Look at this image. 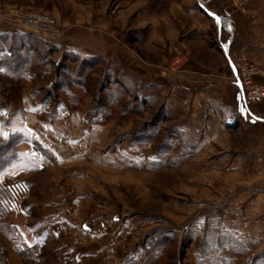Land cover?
<instances>
[{
  "label": "rangeland",
  "instance_id": "1",
  "mask_svg": "<svg viewBox=\"0 0 264 264\" xmlns=\"http://www.w3.org/2000/svg\"><path fill=\"white\" fill-rule=\"evenodd\" d=\"M225 2L247 19L230 74L207 49L216 21L195 18L193 27L161 0H0V132L9 134L0 135V198L2 219L16 227L8 264H264L253 212L244 217L264 175L252 159L239 169L251 128L188 142L173 108L189 91L175 100L160 85L188 84L195 51L224 85L241 90L234 65H253L264 84V0ZM161 7L181 33L200 30L204 44L170 52L174 31L161 39ZM31 12L50 15L60 35L24 28ZM28 243L36 255L24 263L15 249Z\"/></svg>",
  "mask_w": 264,
  "mask_h": 264
},
{
  "label": "crops",
  "instance_id": "2",
  "mask_svg": "<svg viewBox=\"0 0 264 264\" xmlns=\"http://www.w3.org/2000/svg\"><path fill=\"white\" fill-rule=\"evenodd\" d=\"M206 1L207 0H196V4H194V6L190 5L182 7L179 0H161V5L169 3L171 7L180 9L190 20L194 18L193 27H196V19H198L201 24H204V22H207V19L210 18L211 20H215V17L212 14L216 15L217 12L215 9H207L205 6ZM215 1L219 3L230 15L231 30L229 29V26L223 30L221 23H217L215 20V27L217 28L215 35L216 45H212L211 48L208 47L207 49L211 55L218 58L222 57L225 60L227 65L226 71L230 74L232 71V55H230L232 53V44L235 39L242 34V31L245 32L247 19L240 14L236 15L233 11L227 10L225 0ZM211 11H213V13ZM171 14V11L161 7V39H164L165 43L167 42L168 38L165 33L167 28L174 31L173 38L169 42V49H171L169 51L175 53L176 51L178 52L182 50V48H185L186 46L194 48L197 44L200 48V44H204L205 41V39L202 38L200 30H193V33L191 34L190 31L186 34L181 33V31L175 26L177 24L176 20L170 18ZM163 15L165 16L164 18ZM191 28L192 26L190 29ZM177 29L179 32H177ZM225 45H227V48H225ZM74 51H76V53ZM68 53L80 55L84 58L93 57L92 53L86 50L71 49ZM192 56L195 59L194 61L197 64V67H195V69L191 68V73L194 75L193 78L189 77L188 84L186 83V85L182 84L178 87L174 86V88H172L173 86L171 84L165 82V80H167L166 78H163V81H161L163 83L160 84L163 93H168V88L170 91L175 93V100H178V97H182L183 93L189 91L190 97L188 103H182L181 100H179L176 105L177 107L174 106L175 108H173V117L179 121L178 127L181 128V132L185 140L191 143L205 141L211 139L220 132L223 134L225 129L233 130L235 128H239V130H242L243 128L245 131H248L247 128L249 127L251 129L248 133L251 134L253 139H251V144L239 153L240 158L243 159V162H241L242 166H240L239 169H246L249 163L246 160L252 159L255 163L253 167L259 171L261 176L264 175V103H246L241 90L237 86L236 88H233L231 85H224L223 80L214 76V74H217V68L214 66L211 69L208 68L207 65L204 64L206 60L203 58L204 56L200 57L196 51ZM204 69L207 73L210 72L213 75L203 76L201 73ZM182 77H184V75ZM176 95L178 96L176 97ZM172 98L173 97L171 96L168 97L169 100H172ZM185 101H187V99ZM182 107H186V109H183ZM242 108L244 111L241 110ZM198 128L200 129L198 130ZM195 130L197 131V135H199V132L200 136H204V138L202 137L197 140L194 135ZM244 141L248 143L250 142L247 138L246 140L244 139ZM248 204L251 206L245 211L244 217L247 218L245 223L249 222L248 218L250 214L248 213L253 212L255 218L253 223L257 224L256 229H254L256 230L254 238L264 239V193L257 195ZM243 232H245L244 229Z\"/></svg>",
  "mask_w": 264,
  "mask_h": 264
},
{
  "label": "built area",
  "instance_id": "3",
  "mask_svg": "<svg viewBox=\"0 0 264 264\" xmlns=\"http://www.w3.org/2000/svg\"><path fill=\"white\" fill-rule=\"evenodd\" d=\"M235 4L236 6H242L241 3L238 4V0H235ZM23 27L49 38H57L60 35L55 20L45 13H29ZM233 70L234 82L241 88L246 103L253 104L264 99V84H260L255 80V75L259 73L256 67L252 65L250 68H244L234 65Z\"/></svg>",
  "mask_w": 264,
  "mask_h": 264
},
{
  "label": "trees",
  "instance_id": "4",
  "mask_svg": "<svg viewBox=\"0 0 264 264\" xmlns=\"http://www.w3.org/2000/svg\"><path fill=\"white\" fill-rule=\"evenodd\" d=\"M207 9H215L217 14L221 17V25L223 27V30L231 25L230 15L227 13V11L215 0H207L206 5ZM7 189L0 188V196L3 194L6 195L5 191ZM6 196L3 198H0V264H8L6 259L7 254V246L6 241H11L12 239L7 236L8 232L15 231L16 227L11 225L7 220L2 219L3 215L5 214L3 212V209L1 208V204L6 200ZM36 248L37 246H31L28 245H21L16 247V252L19 254L20 257H22L24 263L29 260V257L32 255H36Z\"/></svg>",
  "mask_w": 264,
  "mask_h": 264
},
{
  "label": "snow or ice",
  "instance_id": "5",
  "mask_svg": "<svg viewBox=\"0 0 264 264\" xmlns=\"http://www.w3.org/2000/svg\"><path fill=\"white\" fill-rule=\"evenodd\" d=\"M212 15L215 17V20L217 21V23H221V17L220 16L215 15V14H212ZM229 29L231 30V26L230 25H229ZM225 48H227V45H225ZM241 110L244 111L243 108ZM33 111H35V109H33ZM0 135H2L5 140L9 139V134L7 132H0ZM25 242L27 243V239L26 238H25ZM37 243H39V241H37ZM28 246L31 247L32 246L31 243H28Z\"/></svg>",
  "mask_w": 264,
  "mask_h": 264
}]
</instances>
